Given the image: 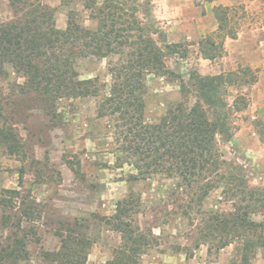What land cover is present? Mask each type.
I'll use <instances>...</instances> for the list:
<instances>
[{
  "label": "rangeland",
  "instance_id": "obj_1",
  "mask_svg": "<svg viewBox=\"0 0 264 264\" xmlns=\"http://www.w3.org/2000/svg\"><path fill=\"white\" fill-rule=\"evenodd\" d=\"M186 1L183 13L171 9L160 12L153 0H132L125 6L131 13L133 5H141L137 16L145 18L148 11L155 28L166 34V42L180 45L179 54L166 60L174 75H149L145 79V119L156 123L173 104L185 100L180 93V77L237 73L241 81L228 89L226 99L232 104L242 96L248 105L233 115L234 137L228 143L218 140L219 149L228 163L244 169L250 187L264 191V0ZM30 5L48 7L60 30L67 28L70 12L86 28L97 25L83 0H0V25L22 18ZM217 7L226 9L228 29L236 32L237 38H226L222 54L207 60L201 54V41L218 29ZM167 19L172 22L169 30L163 25ZM180 20L181 28L176 24ZM109 60L87 57L76 61L80 79H98V98L46 104L22 92L24 80L15 72L10 70L5 79H0V126L15 129L25 153V157L11 156L0 147V198L11 196L5 190L21 194L13 200L11 210L0 206V223L4 215L10 216L0 239L22 235L18 223L24 199L25 204H35L37 212L33 221H21L30 253L29 261L23 264H45L43 253L59 251L62 236L72 230L92 242L85 264H107L123 241L104 219L115 213L119 201L133 199L137 206L130 221L149 240L140 264L240 263L235 244L210 251L201 241L208 219L217 212H233L239 202L226 195L223 186L199 202L195 191L179 188L172 179L132 178L137 172L120 159L115 122L98 116L99 102L112 83ZM188 100L189 105L196 101L193 95ZM251 217L260 222L264 212ZM250 264H264V248Z\"/></svg>",
  "mask_w": 264,
  "mask_h": 264
},
{
  "label": "trees",
  "instance_id": "obj_2",
  "mask_svg": "<svg viewBox=\"0 0 264 264\" xmlns=\"http://www.w3.org/2000/svg\"><path fill=\"white\" fill-rule=\"evenodd\" d=\"M83 1L90 19L97 22L94 29L80 25L75 13L70 12L67 28L60 30L48 7L34 5L22 18L1 24L0 79H5L10 70L15 72L24 80L22 92L46 104L98 98V79H80L76 61L87 57L110 59L112 83L99 102L98 116L115 122L120 159L137 172L132 178L172 179L179 188L195 191L199 202L223 186L225 194L239 202L233 212H217L208 219L201 241L210 251L235 244L238 264H250L258 250L264 248V220L257 222L251 217L255 212H264V191L250 187L244 169L224 159L218 141H232V117L248 105L242 96L232 104L226 99L228 89L239 84L241 77L237 73L180 77V93L185 100L168 108L158 122L149 123L144 115L145 79L149 75H174L166 60L179 54L180 45L166 42V34L155 28L148 11L146 19L137 16L141 5H133L128 13L125 6L132 0ZM215 14L217 31L201 41V54L207 60L222 54L226 38H237V33L228 29L226 9L217 7ZM255 82L253 79L252 84ZM190 95L196 100L193 105H189ZM2 111L0 95V119ZM0 147L11 156L25 157L21 138L12 126H0ZM5 192L11 196L0 198V206L8 211L21 194L15 190ZM25 203L22 199L20 220L31 222L37 208L34 203ZM136 206L133 199L119 201L115 213L104 219L123 241L107 264H140L149 240L130 221ZM21 221L18 232L22 235L15 233L5 241L0 239V264H23L30 259L28 234L22 230ZM9 222V214L4 215L0 232L8 228ZM91 246V240L72 230L62 236L59 251L43 253V261L85 264Z\"/></svg>",
  "mask_w": 264,
  "mask_h": 264
},
{
  "label": "crops",
  "instance_id": "obj_3",
  "mask_svg": "<svg viewBox=\"0 0 264 264\" xmlns=\"http://www.w3.org/2000/svg\"><path fill=\"white\" fill-rule=\"evenodd\" d=\"M186 2H187L186 0H153V4H157L156 8L159 9L160 12L163 9L165 11H168L171 9V10H175L176 13L177 12L183 13V8H184L183 6H186ZM163 18H165V19L167 18L166 14L163 15ZM187 21H188V24H190V25H192L194 23L193 21H192V23L189 20H187ZM171 24H172V22L167 19V21L163 23L164 29L169 30L170 28L168 26ZM176 24H178V26H180V28H181V26H183L182 25L183 20H180ZM195 27H196V24H193V28H195ZM178 30H180V29H178ZM186 31L190 32V30H186Z\"/></svg>",
  "mask_w": 264,
  "mask_h": 264
}]
</instances>
